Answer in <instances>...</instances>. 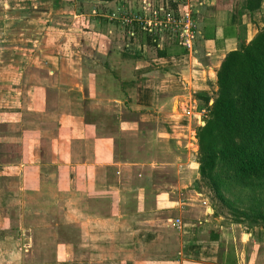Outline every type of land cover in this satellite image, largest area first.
I'll use <instances>...</instances> for the list:
<instances>
[{"label":"rangeland","instance_id":"1","mask_svg":"<svg viewBox=\"0 0 264 264\" xmlns=\"http://www.w3.org/2000/svg\"><path fill=\"white\" fill-rule=\"evenodd\" d=\"M170 4H175L173 11ZM197 7V0H0V264H223L218 262L220 254L223 258L230 254L233 264H264L262 193L259 194L257 189L252 192L246 186H234L223 192L227 201L231 202L227 204L214 196L198 173L195 129L203 124L206 113L200 99H195L194 109L197 112L192 113L187 106L186 113L182 114V110L179 114L177 119L180 121L174 122L176 128L168 135L171 138L158 136L167 124L152 127L156 134L153 132L148 138H156L158 132L157 139L164 142L159 141L161 145L153 146L155 149L149 153L148 149L143 150L140 146L141 141L146 142L148 138L144 140L134 134V130L142 132L148 126L137 124L139 129L126 126V123L132 124L130 116H127L128 121L119 124L123 125L121 134L125 135L118 137L119 143L112 136L107 137V128L113 129L114 125L111 124L112 117L104 113L116 114L113 111L119 107L115 102L108 103L109 107L113 106L111 110L106 107L102 110L97 101L91 106L96 111L93 113L86 111L85 101L80 99L79 93L53 91L46 94V106L50 111L47 109L44 114L26 115L22 103L25 88L43 82V76L41 71H37L41 79L33 76L30 84L24 81L27 84L24 87L20 80L23 63L11 65L26 61L36 64L43 55L46 58L49 51L59 49L57 54H76L74 48H77L83 71L91 60L98 59L108 63L116 78L120 77L127 83V72L131 69L121 58V52L126 47L122 28L132 29L133 23L140 26L135 18L141 17L148 23L157 21L147 32L151 36L158 28L161 32L156 34L163 33L162 41L166 33H169V38L178 31L182 36L184 32L180 28L183 24H188L187 33L191 32L192 24L197 26L195 14L192 24L186 15L189 9L195 11ZM153 10L157 11L156 19H152ZM93 18L94 27L98 30L95 33ZM129 19L133 21L125 24ZM110 22H117V28ZM141 25L146 26L145 21L142 20ZM107 26L111 40L100 41L98 36H102ZM137 37L135 39H139ZM191 38V35L187 36L188 40ZM116 41L119 42L117 46ZM181 41L175 44V51L185 47L186 40H183L184 43ZM95 42H99L97 49L93 47ZM103 44L112 45L111 51ZM131 50L134 51V47L131 46ZM146 55L154 56V51L149 50ZM190 55V60L182 57V61L159 70V73L170 80L177 78L183 84H190L191 79H197L198 72V68L194 67L196 64L192 66L190 63L192 51ZM162 63L165 64V60ZM159 73L156 75L161 76ZM114 83H107L102 86L103 89L99 87L98 98L113 95L121 86ZM106 88L110 90L109 94ZM10 91H18L19 94L11 96L8 94ZM93 92L86 90L87 95ZM195 95L193 98H196ZM14 112L21 114L16 116L18 114ZM81 112L86 115L80 116ZM82 124L86 129L81 132ZM130 133L134 140L126 141L130 139L127 137ZM49 138L54 141L79 138L83 145L82 154L72 143L65 147V151L61 150L62 161L68 164L63 169L48 166L44 172L40 166H45V157H39L44 147L35 148L34 157L29 156L31 159L26 155L27 148L18 146V142H40ZM101 139L100 145L98 142ZM76 141L78 143L79 140ZM39 145L43 144L37 143ZM129 151H139L130 159L142 164L137 166L140 171L120 170L119 174H113L114 179L104 177L100 186L102 190L109 182V186L113 187L109 191L117 193V196L106 194L100 199L91 195L81 197L80 183L88 182L92 172L87 167L76 180L70 177L69 174L79 167L76 163L80 159L86 162L126 160L133 155ZM35 165L39 171L33 167ZM192 167L197 173L193 179L183 174ZM59 172L65 177L59 179L56 176ZM177 179H180L179 184H176ZM113 199H118V218H112ZM89 208H97L102 218L93 228L89 227L93 229L95 243L79 244L75 242L78 228L73 222L63 223L78 216V210ZM63 210L65 213H61ZM175 219L179 220V227L174 225ZM139 223L153 235V240L144 246L133 237L138 230L129 228ZM181 239L184 241L181 242ZM214 249L216 261L211 260L212 254H209ZM176 251L180 253L175 254Z\"/></svg>","mask_w":264,"mask_h":264},{"label":"crops","instance_id":"2","mask_svg":"<svg viewBox=\"0 0 264 264\" xmlns=\"http://www.w3.org/2000/svg\"><path fill=\"white\" fill-rule=\"evenodd\" d=\"M245 3L246 0H197V4L199 5V7H197L195 11L189 9L188 13H186V15L188 16V22L194 21L193 18L195 14L197 26H194V24H192L191 22V24L193 25L191 32L189 31L188 33H184L181 36L178 31L177 34H175L178 35V39L175 35L173 37V34L170 35L169 38V33H166V36L162 41L163 33L156 34L161 32V30L158 28L155 29V34L149 42V40L144 37L143 40H140V37L144 36V34L143 32L139 31V28L138 30L137 28H135L134 23L132 24V29L129 27L127 29L126 27L124 29L122 28V35L126 38V43L122 44H124L128 48L125 47L123 49V52H121V58L126 62L125 65H127V67L131 69L130 72H132V74H130V72H127V83L126 81H121L123 79H120V77L116 78L115 71L109 66L108 63H104V61H100L98 59H96V61L91 60V63L86 66L85 71H83L81 67L82 59L79 58L80 55L77 48H74L76 54L71 55L62 53L57 54L61 49H59L58 51H49V54H47L46 58H43L45 56L43 55L42 59L38 60L36 64L33 61L20 63H11L10 61L9 63H11L12 66L16 64L17 66H19L21 65V63H23L22 65H24V68L22 69V73L20 74V80L22 81L21 83L24 84V87L25 85L31 83V81L33 80V76H36L37 79H41L40 76H37V71H41L40 75L43 76V82H39L38 84H34L32 82L33 85H29L25 88L22 103H24V109H26L27 112L26 115L29 113L44 114L47 112L48 107L46 106V94H51L53 91L59 92L60 90H63L65 94H67V92H77L80 94V99L82 101H85L86 111L90 110V112L93 113H95L96 111L92 110L91 106L96 104L97 101L102 105V110H104L105 107L108 110H111L110 107L113 106L110 105L109 107L108 103H118V110L113 111L116 112V114H113L111 112L104 113V115H109L112 117L111 124L114 125V128H107V137L112 136L115 142L119 141V136H121L122 138L125 137V135L121 134L120 132V129L123 130V125L119 124L124 123V121H128L127 116H130L133 120L132 124L127 125L126 123V126H131L133 127V129H139V125L137 124H145L146 126H148L142 132L140 129L137 131L134 130V134L137 137H143L144 140L148 137H152L153 132L155 133L152 128L154 127V125L156 126V124H167V127L163 126V129L165 130L162 131L161 134L157 132V135L160 134L158 136L162 138H171V136L168 135L170 133L172 134V131H174V129L176 128H174V122L176 123L180 121L179 118L177 119V117L179 116V114H181L182 110V114H185V111H187V106H190L189 109L192 113H195V111L197 112L194 107L197 101L195 99L198 98H193V94L196 93L211 95L215 90L216 86L214 82V75L224 54L230 50L236 49L240 43L248 42L258 29L264 28V0H260L259 6L253 11H249L245 7ZM92 22V28L94 30L93 33H95L98 30L94 27V18ZM116 23L110 22V25H113L114 28H117L116 26L118 24ZM108 26L103 30L105 32L102 33V36H98L100 41L101 39L111 40L110 28ZM170 30H172V27ZM189 35H191L192 37L191 40L187 39V36ZM136 36H138L139 39H135ZM173 38H175L176 41L181 39V42H183V40L185 39L186 42H183L185 44V49L183 48V50L179 49L180 51H175L174 48H176V46L174 44L175 40H173ZM118 41L114 42L116 46L119 43ZM110 43L112 44V42ZM98 44L99 42H95L93 44V47L96 49L99 48ZM103 46L107 47L109 52L113 47L112 45H110L109 47L107 44H103ZM131 46L134 47V51L131 50ZM67 49H69V47H67ZM149 50L154 51V56L146 55ZM191 51L193 58H191L190 63L192 66L196 64V66L194 65V67L198 68L196 79L197 81L191 79L189 81L190 84L186 85L183 84L182 81H179L177 78L175 80H170L169 78L164 76L165 74L159 73V70H165L169 68L170 65H174V63L179 62L181 60L180 58L182 57H188V59L190 60L189 57L191 56ZM143 52L145 54H143ZM163 60H165V64L162 63ZM5 64L8 63H4L3 65ZM125 65H123L124 68ZM157 72L161 76L156 75ZM189 79L190 78H188L186 81H188ZM24 81H26L27 84H25ZM114 81L117 83V85H121L120 87L118 86L117 91L115 90L113 95L110 94L104 99L102 97L101 99L98 98V96L96 95L98 88L100 87L101 89H103L102 86L107 85V83L108 85H110ZM180 83H182V87ZM6 90L7 89H5L4 91ZM86 90H94V92L91 93V95H87ZM109 91L110 90L106 88V92L108 94ZM8 94L11 96H13L12 94H14L15 96H17L19 92L10 91V93ZM175 105L176 107L174 109ZM174 110L175 112H173ZM14 113L18 114L16 116H19L21 114V112ZM79 115L83 116L86 114L81 112ZM172 119H176V121H172ZM77 120L78 122H80L79 117ZM79 127L76 128V131L78 132L80 130ZM84 129H86L85 125L81 129V132ZM132 135L133 134L130 133L127 137H132ZM157 135L156 138H148V140L152 139L150 143H148V140H146V142L141 141L142 144H140V146L143 147L142 149H148L149 153H151V150L155 149L154 147L161 145V142L159 141L162 140H158ZM114 136H116L117 138H115ZM131 137L126 141L134 140V138ZM102 139L98 142L100 143V145ZM76 140L80 141L79 138L75 140L65 139L63 141H54V139L49 138L48 140L40 141L43 145L39 146H37V143L40 142L21 140V142H18V146L27 148V157H34L35 148L44 147L43 149L41 148L39 157H45L43 158L45 161V166H40L41 170L45 172V169H47L48 166L53 169L57 167L63 169V166L68 164L66 162L63 163L62 160L64 159H62L63 156L61 154V150L63 148V150L65 151V147L71 145L72 143L74 147H78L80 153L82 154V141H78L77 143ZM129 152L132 153L131 151ZM138 152L139 151L133 152V155L128 156L127 158L129 159L126 160H92L90 162H86L85 160L80 159L79 162L76 163V165L79 167L75 169V172L73 174L69 175H71L70 177H74V179L76 180L78 176H82V172L84 169H86L87 167V169L91 168V179L88 180V182L83 181L80 183L81 186L79 187V190L81 192L79 194L81 195V197H83L84 195H91L100 199L106 194L107 196L114 197L117 196V193H111L109 191L113 188L112 186H109L111 185L109 184V182L104 184V188L100 190V186L102 184V181L104 180V177L108 176L114 179L113 174H119L120 170H136L139 172L140 170H138L137 166H140L142 164L130 159L134 157V153ZM75 154L77 156V153ZM33 167L37 170L39 169V167L36 165ZM44 174L45 173H43V175ZM183 174L192 179L193 175L194 177H197V173L195 171V168L193 169V167L190 168L189 171L185 173L183 172ZM56 176L59 179H62V177H65V174L63 175L59 172ZM179 180L180 179H177L176 184H179ZM187 182H189V178L187 179ZM133 190L138 191L137 188H133ZM112 203V218H118L120 217L118 215V210H116V208L119 206L118 199H113ZM61 213H65L64 210ZM76 213V215L78 216H74L73 220H64L65 222L63 224L73 222V224L78 228V233L75 236L76 243L86 245H88L89 243H95L96 237L93 236V229L90 228H93L94 225L98 223L97 220H101L102 218L99 214L98 209H80ZM49 222H51V220ZM52 224L56 225V223ZM139 225H137L139 227L136 226L132 228L130 226L129 228L131 230H138L137 232H135V235H133V237L139 245L144 246L147 245L151 240H153V235L149 231L142 228L140 223ZM137 228H141V230ZM183 241L184 240L181 239V242ZM196 241L200 240L196 239ZM62 242L66 243L67 241L62 240ZM169 242L172 243V240H169ZM178 253L180 252H175V254ZM209 254H212V256L210 255L211 260H217V258L215 257V249L212 250V253L210 252Z\"/></svg>","mask_w":264,"mask_h":264},{"label":"trees","instance_id":"3","mask_svg":"<svg viewBox=\"0 0 264 264\" xmlns=\"http://www.w3.org/2000/svg\"><path fill=\"white\" fill-rule=\"evenodd\" d=\"M259 4L246 0L245 7L253 11ZM170 7L173 11L175 4ZM139 31L147 40L153 38ZM214 82L212 96L195 95L206 111L203 124L195 129L200 178L227 204L231 202L223 192L234 186L257 189L264 199V28L224 54ZM220 256L219 263L233 264L230 254Z\"/></svg>","mask_w":264,"mask_h":264},{"label":"built area","instance_id":"4","mask_svg":"<svg viewBox=\"0 0 264 264\" xmlns=\"http://www.w3.org/2000/svg\"><path fill=\"white\" fill-rule=\"evenodd\" d=\"M146 6H149V3H146ZM157 9H159V10H161L162 9V7H158ZM152 14L154 15L153 16V18L152 19H156V14H157V11H155V10H153L152 11ZM166 19H167V17H166ZM135 20L140 24V26H138L140 29H142L143 31H146V32H150L151 31V28H152V26L151 25H156V22L157 21H152V23H148V21L146 22V20L145 19H142L141 17H137V18H135ZM143 20V21H145V25L146 26H144V25H141V21ZM131 21H133L132 19H129V21L127 22V23H125V24H128V23H130ZM135 22V21H134ZM175 24V23H174ZM185 27V28H184ZM187 28H188V24L187 23H185V24H183V26L181 27V29L180 30H182L185 34L187 33ZM174 225L176 226V227H179V220H177V219H175L174 220ZM184 225V224H183Z\"/></svg>","mask_w":264,"mask_h":264}]
</instances>
